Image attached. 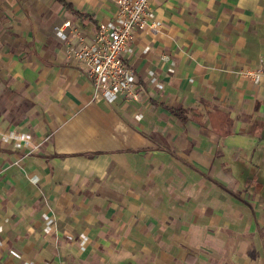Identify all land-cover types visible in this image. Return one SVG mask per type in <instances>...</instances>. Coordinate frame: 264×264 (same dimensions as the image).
<instances>
[{"label": "crops", "instance_id": "crops-1", "mask_svg": "<svg viewBox=\"0 0 264 264\" xmlns=\"http://www.w3.org/2000/svg\"><path fill=\"white\" fill-rule=\"evenodd\" d=\"M64 1L0 0V264H264V0H149L109 103L66 47L116 0Z\"/></svg>", "mask_w": 264, "mask_h": 264}, {"label": "built area", "instance_id": "built-area-1", "mask_svg": "<svg viewBox=\"0 0 264 264\" xmlns=\"http://www.w3.org/2000/svg\"><path fill=\"white\" fill-rule=\"evenodd\" d=\"M149 0H116V11L108 20L99 23L90 42L80 35L72 34L66 54L83 64L86 75L97 98L109 103L117 97L129 102H139L137 80L132 67L123 57L133 31L153 28L149 20ZM55 27L54 32L61 41L67 42L63 28H70L69 22ZM249 79H260L264 83V68L250 70ZM21 138V137H18Z\"/></svg>", "mask_w": 264, "mask_h": 264}, {"label": "trees", "instance_id": "trees-1", "mask_svg": "<svg viewBox=\"0 0 264 264\" xmlns=\"http://www.w3.org/2000/svg\"><path fill=\"white\" fill-rule=\"evenodd\" d=\"M58 1L63 5L65 10H67L69 12H73L74 14H77V15H80V16L83 15V14L78 13V11H76L70 3H67L64 0H58Z\"/></svg>", "mask_w": 264, "mask_h": 264}]
</instances>
